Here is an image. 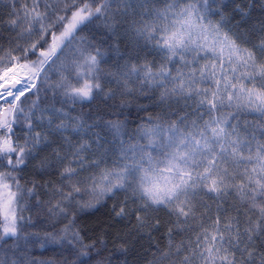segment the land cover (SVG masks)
<instances>
[{"label":"snow or ice","instance_id":"obj_1","mask_svg":"<svg viewBox=\"0 0 264 264\" xmlns=\"http://www.w3.org/2000/svg\"><path fill=\"white\" fill-rule=\"evenodd\" d=\"M252 6L254 0H10L6 18L0 14V264H53L29 255L35 243L66 245L58 264H112V253L103 254L107 240L86 242L76 221L79 211L118 194L123 199L109 209L111 221L124 225L113 236L117 252L147 239L148 264H264V20L241 28ZM86 23L111 33L123 60L115 70L102 69L105 53L78 36ZM147 50L158 59L142 55ZM105 75L114 82L107 92ZM41 78L47 88L37 85ZM26 92L35 96L27 111ZM100 94L113 104L91 124L68 110ZM150 95L169 110L130 120L127 110L146 111L138 99ZM181 101L183 108L172 107ZM241 113L255 118L241 122ZM32 161L55 178L22 183ZM31 196L52 231H23L22 201ZM205 198L232 202L217 203L212 219ZM162 210L164 243L156 237L165 227ZM193 222L195 239L187 235Z\"/></svg>","mask_w":264,"mask_h":264},{"label":"trees","instance_id":"obj_2","mask_svg":"<svg viewBox=\"0 0 264 264\" xmlns=\"http://www.w3.org/2000/svg\"><path fill=\"white\" fill-rule=\"evenodd\" d=\"M225 2H228V0H225ZM162 3V0H161ZM264 4V0H254V6L250 8V17H246L243 21H241V28L243 29H249L253 26L259 27V22L264 20V7L261 5ZM6 5H10V0H0V14H3L6 18L7 13V7ZM70 15V13H69ZM239 19V16H235V18L232 20V24L234 25L236 20ZM82 31L78 32V36H83L87 39L88 43H90L93 48L99 47L102 52H104V56L102 58V62L100 67L104 69L106 72L110 70H115V63H123V60H121L119 57H117L114 54V50L112 49L111 45L114 42L111 33H109L102 25H98L96 23L88 24L81 26ZM233 31H236V29H233ZM7 35V33H5ZM125 37H121L119 44L121 52L124 53L127 51V48L125 47ZM79 40L74 41L73 44L70 46L68 50H66V55L72 51L75 50V48L79 45ZM5 47H7L6 41H4ZM148 55L149 59H152L154 56L157 57L158 55L155 53V51L147 50L145 53H142V55ZM38 55V52H37ZM35 56H31L30 59H35ZM25 61H21V63H24ZM59 63V62H58ZM25 74L26 71L23 70ZM1 73V72H0ZM51 79H56L57 74L55 68H53V71L49 73ZM42 79L37 80V85L47 88V85L42 84ZM111 77L105 75L102 77V83L104 84V90L105 92L108 91L109 87H112L114 82H111ZM35 92V89L32 90ZM27 99L25 100L24 97H22V100H25L24 105H22L25 108V111H27V106L31 103L32 99L35 98L33 95H29L26 92ZM52 93L51 91H48V97H51ZM44 93L41 92V97L43 98ZM59 99V98H58ZM156 95H150V96H143L138 99L139 104H143L146 106V111L139 110L135 105H133L130 109L127 111H131L132 116L130 117V120H133L135 122H139L138 117H146L149 113L152 115H155L157 112H167L169 109L167 107L161 109L160 106H158L155 103ZM116 103H119V100L117 99ZM113 104V101L108 99L106 100L104 98L103 94H100L96 96L91 101H84L82 103L77 102L75 105H73L68 110L71 111L72 115H83L84 120L91 124L92 120L95 119V116L98 114H104L105 113V107L107 105ZM60 104H57V107H59ZM172 107L174 108H183V102L173 103ZM194 107V105L192 106ZM241 122L243 120L247 119L249 121L254 120L255 114L254 113H241ZM91 117V119H90ZM194 118L193 115H190L189 117ZM132 127L135 126V123L131 125ZM22 125H17V132L18 134L22 135ZM93 131H99L98 128H94ZM82 135L87 138L88 133L84 132ZM102 135H107L106 133H102ZM110 139V136H109ZM36 161H32L28 164L27 167L24 168L23 172H21V182L24 183L25 181H28V187H31V181L36 180L40 183H43L45 180L54 179L55 173L50 174H44L40 171H38L35 168ZM27 196V193H25ZM37 196H39L42 199H46L47 197L44 195V191L42 189H37ZM37 196H31L28 197L27 200L22 201L23 204H25V211L22 213L24 216V220L21 222V226L23 228V231L25 233H31V232H40L43 234L44 231H52V225L48 221L46 209L40 208L36 201ZM117 199H123L122 194H118L117 197H114L112 199H107L104 203L101 205H98L95 208L91 209H85L83 211L78 212V218H77V225L79 226L83 236L86 239V242H91L93 240L97 241V247H99V240L100 239H106L107 240V249L104 251V255H108L109 251L112 253V264H118V262H124V264H148V261L151 260V248H150V242L147 239L144 240H137L133 245H131L127 252L121 253L117 252L114 247V241L113 236L115 235L116 230L123 229L124 225L121 223L117 225L114 221H111L110 215H109V209L111 208L113 202ZM231 199H229L227 202L224 201H214L212 199L205 198L204 203L207 205H210V211L209 215L212 219L215 218V209L217 203H223L225 207H228L231 204ZM204 208H199V212H203ZM159 217L162 222H165V227H162L160 230V233L156 234L157 238L161 239V243H164L165 241L162 238V233L166 231V222L168 220V217L166 215V210H162L159 212ZM66 221H60L55 225L56 228H59L62 226L63 223ZM210 224V220L205 218V226H208ZM195 231H199V228L196 227V222H193V231H190L187 235L191 237L192 239H195ZM31 239H35V237H32ZM179 239V238H177ZM3 241H0V244H3ZM8 243H12V239H8ZM23 243V242H21ZM154 243V241L152 242ZM67 246L66 245H57V244H51V243H45L43 247L40 246L39 243L35 244H29L27 251L29 255L34 258L37 262L39 261H52L53 264H58L59 261L63 259V257L67 256Z\"/></svg>","mask_w":264,"mask_h":264},{"label":"rangeland","instance_id":"obj_3","mask_svg":"<svg viewBox=\"0 0 264 264\" xmlns=\"http://www.w3.org/2000/svg\"><path fill=\"white\" fill-rule=\"evenodd\" d=\"M19 71V75H21L23 78L27 75V74H25L24 72H23V70H18ZM1 74H2V72H1ZM33 79H35V78H33ZM37 81V80H36Z\"/></svg>","mask_w":264,"mask_h":264},{"label":"bare ground","instance_id":"obj_4","mask_svg":"<svg viewBox=\"0 0 264 264\" xmlns=\"http://www.w3.org/2000/svg\"><path fill=\"white\" fill-rule=\"evenodd\" d=\"M20 76V78H23L21 75H19ZM17 87H20V86H17Z\"/></svg>","mask_w":264,"mask_h":264}]
</instances>
